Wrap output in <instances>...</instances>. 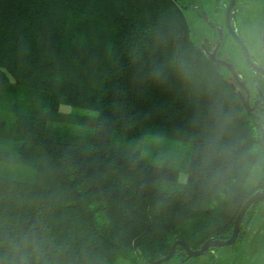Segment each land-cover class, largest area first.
I'll list each match as a JSON object with an SVG mask.
<instances>
[{
    "label": "trees",
    "instance_id": "1",
    "mask_svg": "<svg viewBox=\"0 0 264 264\" xmlns=\"http://www.w3.org/2000/svg\"><path fill=\"white\" fill-rule=\"evenodd\" d=\"M191 34L176 0H0V264H151L230 236L264 190V110ZM144 137L191 144L184 182L115 145Z\"/></svg>",
    "mask_w": 264,
    "mask_h": 264
},
{
    "label": "rangeland",
    "instance_id": "2",
    "mask_svg": "<svg viewBox=\"0 0 264 264\" xmlns=\"http://www.w3.org/2000/svg\"><path fill=\"white\" fill-rule=\"evenodd\" d=\"M192 29V39L200 44L203 38L216 40L217 33L213 28L225 30V8L230 0H176ZM264 16V0H236L230 14L231 26L237 37L245 45L250 58L264 66L261 35ZM227 30V29H226ZM241 47L233 36L226 35L221 45L220 56L231 60L243 73L246 67L240 55ZM62 111L70 112L71 108L62 107ZM116 146L133 147L139 149L141 156L150 163H165L181 169L180 182H184V171L188 165L191 144L167 139H153L144 137L139 140L118 141ZM253 168L246 186L252 188L261 175V163ZM8 172V171H7ZM2 175L23 180H31L33 174L27 171ZM26 173L27 175H23ZM117 264H127L123 261ZM139 264H146L140 262ZM186 264H264V198L257 201L244 216L240 225L237 241L229 246L215 247L213 251L188 258Z\"/></svg>",
    "mask_w": 264,
    "mask_h": 264
},
{
    "label": "water",
    "instance_id": "3",
    "mask_svg": "<svg viewBox=\"0 0 264 264\" xmlns=\"http://www.w3.org/2000/svg\"><path fill=\"white\" fill-rule=\"evenodd\" d=\"M235 2H236V0H230L229 3L227 4L226 8H225V14L224 15H225V24H226L227 32L230 33L234 37L236 42L241 47L242 53L244 55L245 62L252 69H255V70L261 72L262 75L264 76V69L261 66H258L254 62L251 61L249 53H248L245 45L237 37L236 33L234 32V30H233V28L231 26L230 14H231L232 8L235 5ZM222 40H223V31L221 29H219L218 30V41H217L216 48L211 53H208L207 56L213 63L219 64V65L223 66L224 68H226L230 72V74L233 77V79L235 81H237V83L241 87V89H243L246 92V94H247L246 98L240 92H239L238 95H239L240 101L243 104V106L246 109V111L250 112L253 109V107H250V105H249L248 89H247V86L245 85V83L239 79V76H238V74L236 72L235 66L229 61H225L223 59H220V58L216 57V50L219 47V45L221 44ZM231 87L233 88V84H231ZM257 104H258V101H256L254 103V105H257ZM263 198H264V190H259V191H256L255 193H253L244 202V204L241 206L237 216L235 217L231 234H230V236L227 239H207L196 250L191 249L189 247V245L187 244V242L184 241V240H175L170 245L168 253L164 257L155 260L151 264H163L165 262H168L172 258V256L174 255L175 248L177 246H180L184 250V252L186 253V257L187 258H192V257H197V256H200V255L204 254L208 249L215 248V247H225V246H229V245L235 243L237 238H238V235H239V232H240V225H241V223H242V221L244 219L246 211L249 209V207L252 204H254L255 202H257V201H259V200H261Z\"/></svg>",
    "mask_w": 264,
    "mask_h": 264
},
{
    "label": "flooded vegetation",
    "instance_id": "4",
    "mask_svg": "<svg viewBox=\"0 0 264 264\" xmlns=\"http://www.w3.org/2000/svg\"><path fill=\"white\" fill-rule=\"evenodd\" d=\"M235 4H236V2H235ZM231 12H232V10H231ZM230 21H231V19H230ZM213 30H215L216 33H217L216 40H214V39L211 40V39L205 37L200 42V45L202 46V48L204 49L206 54L211 53L216 48V45H217L218 29L214 27ZM222 31H223V40H222L221 44L219 45V47L216 50V57L220 58V59H223L220 56V53H221V50H219L220 46L222 45V43L226 39V35L232 36L230 33L227 32L226 28H225V30H222ZM240 55H241V57L244 60L245 67H246V73H243L235 64H233V63L232 64L236 68V72H237V74L239 76V79L241 81H243L245 83V85L247 86L249 105H250V107H253V109L251 111H253L256 107H260V108H262L264 110V76L262 75L261 72L255 70V69H252L245 62L242 50L240 51ZM250 59L256 65L261 66L264 69V66L261 65L259 62L253 60L252 58H250ZM223 60L227 61L226 58H224ZM231 84H233V90H235L237 95L240 92L246 98V96H247L246 92L243 89H241V87L238 85L237 81H235L232 76L230 77V85ZM238 97H239V95H238ZM256 101H258V104L254 105V103ZM214 249L213 248L208 249L206 252H209V250L213 251Z\"/></svg>",
    "mask_w": 264,
    "mask_h": 264
}]
</instances>
